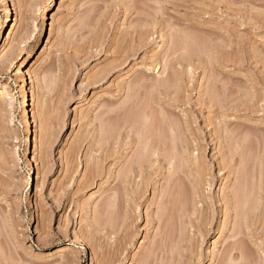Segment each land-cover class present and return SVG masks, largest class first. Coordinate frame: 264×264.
<instances>
[{
  "label": "rangeland",
  "instance_id": "rangeland-1",
  "mask_svg": "<svg viewBox=\"0 0 264 264\" xmlns=\"http://www.w3.org/2000/svg\"><path fill=\"white\" fill-rule=\"evenodd\" d=\"M0 36V264H264V0H0Z\"/></svg>",
  "mask_w": 264,
  "mask_h": 264
},
{
  "label": "bare ground",
  "instance_id": "bare-ground-1",
  "mask_svg": "<svg viewBox=\"0 0 264 264\" xmlns=\"http://www.w3.org/2000/svg\"><path fill=\"white\" fill-rule=\"evenodd\" d=\"M64 0H62V2H63ZM55 15H57V13H53V15L52 16H55ZM4 36L3 37H1L0 36V44L4 41ZM194 39V38H193ZM197 40H198V38H197ZM196 40V41H197ZM196 41H193V43H195ZM199 41V40H198ZM201 42H203V41H201ZM198 43V42H197ZM196 43V44H197ZM202 45V44H201ZM197 46V45H196ZM200 45H198V47H199ZM203 46V45H202ZM123 51H125V50H123ZM123 51H119L120 53H117L116 52V54H119V56L121 55H124V54H121V52H123ZM121 56H120V58H121ZM129 57V55H127V58ZM117 58H119V57H117ZM124 58H126V56H124ZM124 58H121V59H123L124 60ZM126 58V59H127ZM120 59V60H121ZM125 59V60H126ZM23 71H21V73H22ZM108 74V73H107ZM106 74V75H107ZM104 75V77L106 76L105 74H103ZM101 79L103 78V76L102 77H100ZM100 78H98V79H100ZM136 84V83H135ZM137 86V85H136ZM135 87V86H134ZM5 92H7V89L6 88H4L3 90H1L0 91V98H1V96H5ZM218 98V97H217ZM130 117V116H129ZM128 117V118H129ZM131 117H133V115L131 116ZM131 119V118H130ZM133 119V118H132ZM135 119H136V117H135ZM114 130V129H113ZM109 131V130H108ZM116 131V130H115ZM180 131H181V128H180ZM112 132V131H111ZM120 131L118 130V132L117 133H119ZM114 133H116V132H114ZM116 133V134H117ZM120 134V133H119ZM114 135V134H113ZM113 135H112V137H113ZM117 136H118V134H117ZM108 139V138H107ZM28 143H29V145H30V147H32V137H30L29 138V140H28ZM145 147H146V149H145V151H143L144 153H141V155L140 156H138L137 155V159H133L132 160V162L131 163H128V166L126 167V170H124V173L121 175V177H122V182L124 183V185L126 186V188L124 189L125 190V194H126V196H127V201L129 202V201H133L134 200V198H133V195H131L132 193H131V190H130V187H131V182H132V180H133V177H134V173L135 172H137L136 171V169H135V167H136V165H138V168L139 169H142L144 166H145V163H146V161H149V163H152V162H150L152 159V157H151V155L152 154H155L156 153V149L157 148H155V146L154 145H148V143L145 145ZM177 152V151H176ZM178 153H180V152H178ZM170 154V153H169ZM169 156V155H168ZM168 156H167V158H168ZM170 157V156H169ZM149 159V160H148ZM138 170V169H137ZM121 174V173H120ZM134 181V180H133ZM134 183V182H133ZM194 194V193H193ZM126 198V197H125ZM62 202L63 201H61L60 203H59V206H61L62 205ZM185 203H187V202H185ZM188 204H186L185 206H187ZM184 206V207H185ZM186 210V209H185ZM211 224V223H210ZM212 229V227H209L208 225H206V227L204 228V230H203V234H204V236H207V235H210L211 234V230ZM63 251V249H58L57 251H56V253H59V252H62ZM233 248L230 250V254L231 255H233ZM148 256V254L145 256V257H147ZM145 259V258H144ZM143 259V260H144ZM198 260H201V257H198L197 258ZM142 260V261H143ZM232 261V260H231ZM231 264V263H230Z\"/></svg>",
  "mask_w": 264,
  "mask_h": 264
}]
</instances>
